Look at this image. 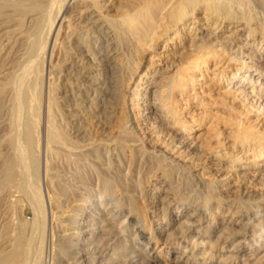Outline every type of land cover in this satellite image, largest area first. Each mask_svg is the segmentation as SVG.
<instances>
[{
  "label": "rangeland",
  "instance_id": "rangeland-1",
  "mask_svg": "<svg viewBox=\"0 0 264 264\" xmlns=\"http://www.w3.org/2000/svg\"><path fill=\"white\" fill-rule=\"evenodd\" d=\"M77 1L69 0L68 5H74ZM177 1L168 0V2H171V4L168 3L163 11L159 13L161 17L158 16V21L160 22L158 23L157 21L158 24L156 23V26H158V28H156L155 26V34L153 33V37L152 34L150 36V38H154L153 42L150 39V41H147L146 44H148V47L145 45L144 50L142 51L143 55L142 59L140 60V67L137 70V73H135V76L132 77L131 81H126L127 83L125 87V95L127 103L125 105V115L128 116L127 118L129 123H127L124 128H120L118 117H114L113 122L108 129V131L110 130L109 132H111L110 136L113 137L115 141H113L110 145L112 153H109V158H112L109 159V165L107 164V167L106 165L104 166V172L108 175V177L110 176L109 179L112 182V184L111 182H109L108 185L112 188L110 190L111 193L108 191L106 197L110 198V200L115 203L120 196V201L122 197V195L120 194V186H127L125 188H127V191L131 193V197L133 196L132 198L135 205H137L136 207L139 208L140 211L143 208V211L145 210V217H141L140 231L142 232V234H138L139 228L136 226L135 220L133 221V219L136 218V214L133 212L132 214L130 213L128 217H126L129 211L125 210L116 219H114L113 222L116 229H124V231L120 234L121 239L119 241L110 238L102 239L103 231L101 230L103 229L100 228L96 231L97 234L95 235V237L88 232H84L82 233V235L75 238V236L73 235L77 233L79 234V232L83 230V227L85 226L84 224H87L86 220H89V215L93 210V205L91 203L95 199V197H91L88 199L89 202L86 203L84 202V200H80L81 197H85V194H89L86 190L83 191L84 189H80V186H83L84 184L86 186L89 185L87 187L84 185V187L88 188V190H90V194H94V196H96L97 198L101 189L100 176L98 175L97 170H88L87 173L84 172L79 174L78 170L75 171V167L72 166V168L70 167L66 171L62 172V176H60V178H57L51 171H49L48 173L46 172L47 162L49 166V164H54L56 160L50 155V153L48 154V152L44 150V147H42L39 157V179L40 188L42 190V193L44 194L46 201L47 225L44 231V233L46 234L44 239L45 248H43L44 253L42 256L43 261L41 262V264H51L54 256V259L56 257H63V255L65 256L68 242L65 243V241L62 238H59L58 235L74 237L77 243H81L83 241V236L86 238L88 237L94 243L102 240L104 244H107V247L104 251L98 254L100 255L98 257V264H114L115 261L113 256L116 255L119 251L123 252V254L120 253L121 258H125L123 255L129 253L131 251V248L133 247V244L135 243L136 248L143 251L144 255L148 258H151L155 262V264H222L219 253H217L215 257H212L209 254H202L204 256L203 257L200 250H198V254L195 258L191 259L189 257L191 256L192 252H190L186 257L180 256L185 248V242H183L182 245L179 246L175 241H171L168 238L167 234L174 232L175 228L171 227V223L167 224V218L164 217L163 207L165 205V200L172 201V210L170 213V218L172 220H178L181 218V221H183L189 215L198 216L199 214H201L200 216H198L200 220L199 224L196 225V228L194 230V236L199 234L200 237L202 233L197 232H201L203 228H207V232H210L215 227L219 228V224L222 222L223 224L225 222H232L234 229L240 231L236 238L244 239V242L240 246H238L237 251L240 259H238L236 263H251L256 260H258V263L260 264L264 263V249H262L264 248V236L259 238V241L261 243H257L252 238L255 227L260 224V222L264 223V201L262 202V200H264V108L258 109L256 101L252 97V95L246 96L244 93L241 94L239 91H236L232 88L233 85L229 84L231 77L239 70L240 67L239 62L234 58L236 45H238L239 43L248 42V46H251L252 48L257 50L256 52L258 55L256 54V56L252 60L248 58L247 61H253L256 65L259 66L260 64L262 65L264 63V7L259 2H257V0H252L251 2L250 0H243L247 2H243V4H246V7L245 5L241 4V0H233L231 2L232 6L234 7L231 8V15L232 17H236L234 19L226 18L222 20V18L225 16H221L222 18L220 17L221 19L219 18L218 20L216 14H210V12H208L207 10L205 11V8L201 6L198 7V9L195 11L193 18L191 17L186 21L179 22L178 25L172 27V30H169L166 35L164 34L166 32V29L164 28H166L167 26V18L165 17V14L170 7L177 5L175 4L178 3ZM229 1L227 0L226 3H228ZM237 1L238 3L241 2L239 5L240 9L241 6L243 8L250 7V11L249 9H246V14H248V12L252 16H255L257 14L255 20L248 22L243 18L241 13H238L241 12L243 8L239 10V6L236 4L234 5V3H237ZM164 2H167V0ZM231 2L228 4L231 5ZM103 3H105V1L102 2V4ZM106 3H110L112 7L114 6V8L109 12L110 15H112L111 17H113V19L116 18V23L121 27L123 22L121 15L123 13V10H125V4L138 5L141 3V0H106ZM172 3H174V5ZM116 8L121 9L122 12L120 13L121 10L119 11L118 9L116 11ZM74 10L76 11V7L74 8ZM113 10L116 14L112 13ZM105 14L109 13L105 12ZM40 15L41 14L37 13L28 15L24 23L28 24L29 22V24H24L22 29L27 30V27L33 24V20H35L37 16L40 17ZM118 16L120 17L117 18ZM120 19H122V21H120ZM1 22L2 20H0V23ZM66 23L67 22H65V24ZM12 27L16 30L15 26ZM12 27L8 28V30H11ZM252 27L256 30V33L250 32V28ZM63 31H61V34L59 36V39L61 40L59 41L61 42V44L54 48L52 57L50 58L49 56L46 62L47 82L50 79V71L53 73L56 72L59 63H61L63 60L62 56L64 55V51L62 49V43L65 41V38L63 37H66V34L70 32V30L65 27ZM128 34H130V37ZM123 35V38L126 37L124 39L126 45L129 44V50L128 46H126L127 48L125 47L126 61L124 60V64L128 66L129 63H131L132 65L133 59L136 60V56L138 58L139 55H137L138 53L134 55L136 52L133 46L135 47V45L132 46V44H136L134 43L136 37H132L131 33H127L128 36H126V34L124 33ZM20 36L21 35H19L18 37L16 36V38L20 39ZM157 36L160 37L159 40L156 38ZM204 36L210 37V40L216 42L215 44H218L220 38L221 44H223H219L218 47H213L214 51L213 49L211 51H209V49H206V52L209 51L207 54L205 53L204 49L202 51L201 49H198V47L201 46L203 39L205 38ZM211 37L213 39H211ZM7 43L8 40H5L3 44L7 45ZM216 50L217 53H215ZM129 51L131 54L133 53V56H135L131 60L132 62L128 61L129 58L132 57L130 53V55L127 54V52ZM248 51L252 52L253 50ZM203 52L206 54V56L202 54ZM16 56H19V60H21V54H17L15 55V57ZM204 57H206V59ZM136 62H138V59ZM133 67L134 66L132 65V68ZM125 71L127 72V70ZM250 73H252L255 78L258 77L256 72L254 71V68L250 71ZM158 77H165L164 79L172 77V84L174 85L175 83L174 87L173 85L172 87H170V90H168L167 88L162 89L163 91H169V93L172 94H170V101H167L168 106L166 107L172 108V110L169 108L171 111V114H169L168 116L169 126L164 128L157 126L158 123L155 115L152 114L151 116L149 111L145 109L146 104L148 103V93H146V90L152 83L153 79ZM261 81L264 82V77H261L259 83H256L258 90L262 87V85H260ZM9 105L10 104L8 102L0 116V164L3 163L4 158L12 150V148H10L12 146L8 142L10 140V137L8 138V136L12 135V130H8L11 128L9 126L10 124L8 123V119L10 117L9 111L12 110L11 106ZM66 113V116L71 118L72 113ZM24 117L25 116L23 113V122L25 120ZM248 127L251 131L254 132L255 138H252V144L251 142H248L245 145H243L242 143L240 144L235 135H241ZM18 129L16 128L13 136L15 137L14 143L16 145V151V147H18L17 145H23L22 150L18 152V155L20 156V154L23 155L24 153H26V151L30 149L31 145L29 147L28 142L25 140L27 129L24 127V124H21L20 128ZM25 131V135L24 133L22 134V132ZM122 133H126L125 139L121 138L123 136ZM120 134H122L121 137H119ZM22 136L26 142L22 139ZM128 136L130 137V140H127ZM179 136H182L185 139L184 145H180L178 143V138H180ZM19 139L22 140V143ZM131 140H133V142H131ZM120 144H122L123 146L121 147ZM94 146L95 145H93L92 147ZM254 146L256 149L251 150V148ZM139 149H141V151H139ZM146 150L149 155L146 153L145 157L140 159L141 156H139V154L142 151H144L145 153ZM118 151L122 153V164L120 166H117L116 164H118V162L114 161V159L116 158L115 153H117ZM259 152L262 154L261 156ZM74 153L75 154H73V158H76L79 152L75 151ZM223 154L225 155V158H223ZM238 156H243L240 162L241 164L235 166V164L231 163L230 159H236V157ZM160 158L164 161L161 162V160H159ZM92 160H97V158H92ZM98 160H100V158H98ZM167 164H170L171 166L169 167ZM162 166H165L166 169ZM166 166L170 168V172L172 171L171 173H168V175H172H166L168 170ZM176 167H178V171L176 170L175 173L174 170L177 169ZM134 170L136 171L134 172ZM67 171L71 174H68ZM73 174L76 176H74ZM114 174H116V176ZM184 174L190 175L193 183H195V187H193L194 189L186 188V183H184L186 182V180H184L182 177ZM51 175L54 177H52ZM74 177H76V179L77 177H79L77 179L79 183ZM121 178L122 183L119 180ZM58 179H63L65 183L64 188H66L65 190L59 188L56 185L59 182ZM66 180H68L70 184ZM84 180L86 181V183ZM123 182H125V184ZM171 183L173 184L171 185ZM198 183L200 184L199 186L196 185ZM135 184H140L138 187L140 191L131 189ZM177 184H179L180 186L185 185V188L183 187L184 189L182 190V193L184 192L182 196L177 193V189L179 187ZM207 184H209V186H212L213 190L215 189L214 191H211V193L214 192L213 194L208 193V195L210 194L217 198L212 200V202L205 208L204 198H198V193L196 192H198L199 190L203 191V187L201 186ZM69 185L71 186L69 187ZM8 187H6V190H4L2 194H0V249L4 248L7 239L13 238L15 234V232L13 231V229L16 227L15 224L24 223L26 225L25 232L27 238H30L29 240H32L33 242L35 241L33 245L27 247L30 248L32 254L34 253L33 246H35V244L38 242L36 241V239L39 240V237H36L35 233L33 232V207L29 203L28 199L23 196V193V195L21 193H15V191L17 190L15 189L16 187ZM75 188L78 190H76ZM9 191L11 192V194ZM72 191L74 192V194H72ZM12 193L14 195H12ZM69 193H71L72 195ZM79 194L82 196H80ZM10 195H12V197ZM15 198L23 199V204H19L16 210H13L11 204L9 203V200ZM218 198H221V200H219V203L217 200ZM75 219H77V222L81 223L79 227L77 223H75ZM247 220L248 222H246ZM150 222L152 223L151 230L149 227ZM246 223L247 225H245ZM137 229L138 231L136 232ZM226 235L227 233H225V236ZM226 240L227 242L223 243ZM147 242L150 243L148 244ZM229 242V239L220 241L219 248L225 245V250ZM7 244L8 243H6V246ZM207 245L208 246L206 250L211 247L209 243ZM31 247H33V249ZM115 247H118V249L120 250H113L116 249ZM76 250L78 249H72L71 254ZM69 257L70 258H66L65 260L67 264H72L74 262V260L72 259L73 257L72 255H70ZM124 261L125 259H123V262ZM53 262H55V260Z\"/></svg>",
  "mask_w": 264,
  "mask_h": 264
},
{
  "label": "bare ground",
  "instance_id": "bare-ground-1",
  "mask_svg": "<svg viewBox=\"0 0 264 264\" xmlns=\"http://www.w3.org/2000/svg\"><path fill=\"white\" fill-rule=\"evenodd\" d=\"M68 1L69 0H0V20H2V22L0 23V116L8 102L10 104L9 106H11L12 109H10L11 111H9V122L7 121L10 124L8 125L11 127L8 130H12V135L8 136V138L10 137V140H7L11 144L12 147L10 148H12V150L10 152L8 151L9 153L7 152L8 155L6 154L7 156L4 158L3 163L0 164V194H2V192L6 190L5 188L8 186L16 187L15 189L17 190L15 191V193L17 192L24 194L22 195L28 199L29 203L33 207V232L35 233L36 237H39V240L36 239V241L38 242L35 244V246H33L34 253L31 254L32 251H30V248L27 247L33 245L35 241L33 242L32 240H29L30 238H27L25 232L26 225L24 223H16V227L13 229V231L15 232L13 238L7 239V246L5 243V246L3 245L4 248L0 249V264H41V262L43 261L42 256L44 253L43 248H45L44 239L46 234L44 233V231L47 225V207L44 194L42 193V190L40 188L39 179V157L42 147H44V150L48 152V154L50 153V155L55 158L57 162H55L54 164H52V162V165L49 164V166L47 162L46 172L48 173L49 171H51L57 178H60V176H62V172L66 171L70 167L72 168V166L75 167V171L78 170L79 174L84 172L87 173L88 170H97L98 175L100 176L101 189L97 198L96 196H94V194H90V190L86 188L89 185L86 186L84 184L86 187H84V185L80 186V189H84L83 191L86 190L87 193H89L87 195L85 194V197H81L80 200H84V202L86 203L89 202L88 199L91 197H95V199L91 203L93 205V210L92 213L89 215V220H86L87 224H84L85 226L83 227V230L79 232V234L77 233L73 235L75 236V238L79 237L84 232H88L89 234H92L95 237V235L97 234L96 231L100 228L103 229L101 230L103 231L102 239L110 238L119 241L121 239L120 234L124 231V229H116L113 222L114 219H116L125 210L129 211L126 217H128L129 214H132L133 212L136 214V218L133 219V221L135 220L136 226L139 228L138 234H142V232L140 231L141 217L145 215V210L143 211V208L140 211V209L136 207L137 205H135L134 203V200L132 198L133 196L131 197V193H129V191H127V188H125L127 186H120V194L122 195L120 201V196L115 203L110 200V198L106 197L108 191L110 192L112 188L108 186L109 182L111 181L109 179L110 176L108 177V175L104 172V166L106 165L107 167V164L109 165V159L112 158H109V153H112L110 145L113 141H115V139L110 136L111 132H109L110 130L108 131V129L111 123L113 122L114 117H118L120 128H124V126L129 123L127 118L128 116L125 115V105L127 103L125 95V87L127 83L126 81H131L132 77L135 76V73H137V70L140 67V60L142 59L143 55L142 51L144 50L145 45H148L146 44L147 41L150 39L153 42L154 38L152 39L150 38V36L152 34L153 37L156 23L159 20L158 16H160L159 13L163 11V9L167 6L168 3L171 4V2H168V0L167 2H164L166 0H141V3L138 5L125 4V10H123L122 15L120 14L123 19L122 26L120 27L115 21L116 18L113 19V17H111L112 15H110L109 12L111 9L114 8V6L112 7L110 3L107 4L106 0H76V6L74 4L71 5L72 7L68 5ZM104 1L105 3L102 4V2ZM231 1L233 0H230L228 3H230ZM241 1L242 3H240L242 5H245L246 7V4H243V2H247L243 0ZM251 1L252 0H250V2ZM177 2L178 3L174 2L175 4H177L175 6H173L174 3H172L173 7H170L168 11H166V16L164 15L167 18V26L165 25L166 28H164L166 29V32L164 33L166 35L168 31L172 30V27L177 26L179 22L186 21L191 17L193 18L195 11L198 9V7L201 6L205 8V11L207 10L208 12H210V14H216L218 20L221 16H225L223 18L221 17L222 20L226 18L234 19L236 17L234 15V17H232L231 8L234 6H232V2L231 5L226 3L227 0H179ZM257 2H259L264 7V0H257ZM237 3H234V5L236 4L239 6L240 3ZM75 7L76 11L74 10ZM242 8L243 7L241 6V9ZM117 9L119 11L121 10L119 8H116L115 10L117 11ZM241 9L239 6V10ZM246 9H249L250 11V7H248L243 8L241 12H238L239 10L237 12L239 14L241 13L243 18L248 22L255 20L257 14L255 16L250 15L249 12L248 14H246ZM105 12L109 14H105ZM121 12L122 10L120 11V13ZM34 13L41 15L40 17L37 16L38 18L36 17L35 20H33L32 25L30 23L31 26L27 27V30L22 29L23 25L26 24L24 22L26 21L27 16ZM112 13L114 14L115 11L113 10ZM119 17L120 16H118L117 18ZM122 19H120V21H122ZM65 22H67V25L65 24ZM159 22L160 21H158V23ZM12 26H15L16 30L13 29ZM10 27H12L11 30H8V28ZM65 27L69 29L70 32L66 34V37H63L65 38V41L62 43V49L64 51V55L62 56L63 60L61 63H59L56 72H54L55 74L50 71V79L47 82L46 62L49 56L50 58L52 57L54 48L61 44L59 36L61 34V31H63ZM156 28H158V26H156ZM250 32L256 33V30L252 27L250 28ZM123 33L126 34V36L129 35V37L130 34L127 35V33H131L132 37H136L134 42L136 44H131L132 46L135 45V47L133 46L136 52H134V55L138 53V58L136 56V60L133 59L135 57L133 56V53L131 54L130 51L127 52V54L130 53L132 55V57L129 58V54V60H127L129 62H132L131 60L133 59V68L131 63H129L128 66L124 64V60L126 61V46H128L129 44L126 45V42L124 41L126 37L123 38ZM19 35H21L20 39L16 38V36L18 37ZM207 37L203 39V44L200 41L201 46H199L198 49H201V51L204 49L205 53L208 54V52L211 51L213 47H218V45L221 44V41L219 38V42L217 41L218 44H215V41L213 42V40H210V37ZM156 38L159 40L160 37L157 36ZM211 39L213 38L211 37ZM5 40H8L7 45L3 44ZM206 49H209V51L206 52ZM248 50L253 51L250 52ZM254 50V48L248 46V42H241L236 45L234 58L236 61L239 62L240 67L239 70L231 77L229 84L233 85L232 88L236 91H239L241 94L244 93L246 96L252 95V97L256 101L258 109H260L264 108V82H260V85H262V87L259 90L257 89L256 83H259L261 77H264V63L262 65L260 64L259 66L256 65L253 61H247L248 58L252 60L256 56L257 50ZM205 53L203 52L202 54L206 56ZM215 53H217V50ZM17 54H21V60H19V56L15 57V55ZM204 58L206 59V57ZM137 59L138 62H136ZM253 68L256 74L258 75L257 78L253 76V72L250 73ZM125 70H127V72ZM172 77L166 79H164L165 77L155 78L153 79L149 87H146V93H148V103L146 104L145 109L149 111L151 116L152 114L155 115L158 123L157 126L163 128L169 126L168 116L169 114H171L170 109L172 110V108L170 107V109L166 108L168 106L167 101L170 99L169 97L171 94L168 90H170V87H172L173 85L172 81L174 77ZM164 88H167L168 90L166 91L168 92L163 91L162 89ZM66 112L72 113V116L70 115L71 118L66 116ZM23 113L25 116L24 122L22 120ZM21 124H24V127L27 129V134L25 135L26 131L22 132V134L24 133L25 140L28 142L29 147L30 145L31 147L29 150L26 149L27 151L25 150L26 153H24L23 155L19 153L21 156L20 157L18 155V152L22 150L23 145H17V151L15 150L16 145L14 143L15 137L13 136V134L16 131V128H20ZM252 132L253 131H251L248 127L241 135L237 133L238 135H235V137L238 142H240V144L242 143L243 145H245L248 142H251L252 138H255L254 132ZM122 134L123 136L121 137ZM122 134H120L119 137L125 139V134ZM23 136L22 139L24 140ZM181 137L178 138V143L180 145H184L185 139ZM128 138L127 140H130L129 136ZM131 142H133V140H131ZM93 145L95 146L92 147ZM120 145L121 147L123 146L122 144ZM252 149H256L255 146L252 147L251 150ZM75 151H78L79 154L76 158L74 157V159L73 154H75ZM139 151H141V149H139ZM118 152H114L116 156L114 161L118 162V164H116L117 166H120L122 164V153ZM146 153L147 150L145 153L144 151H142L139 154V156H141L140 159L145 157ZM261 155L262 154L260 153V156ZM242 157L238 156L236 157V159H230L231 163L235 164V166H238L239 164H241L240 162L242 160ZM92 158H97V160H92ZM98 158H100V160H98ZM223 158H225V155L223 156ZM159 160H161V158ZM162 161L164 160L162 159L161 162ZM168 166L170 167L171 165L169 164ZM163 168H165V166ZM176 168L177 169L175 170L172 169L175 171V173L176 170L178 171V167ZM135 171L136 170H134V172ZM171 172L170 168H168L167 173H165L166 175H168V173ZM185 174L182 177L184 180H186V182H184L186 183V188L192 189L193 187H195V183H193V180L190 178V175ZM114 175L116 176V174ZM74 178L76 179V177ZM78 178L79 177H77V179ZM63 179H58L59 182L56 185L59 188L65 190L66 188H64L65 183ZM119 180L121 182L122 178ZM77 182L79 183L78 180ZM123 183L125 184V182ZM172 184L173 183H171V185ZM139 185L140 184H135L131 189L135 191L139 190ZM177 185L179 186L177 189V193L182 196L184 193H182V190L185 188V185ZM196 185L199 186L200 184L198 183ZM70 186L71 185H69V187ZM201 187H203V191L199 190L198 192H196L198 193V195H196L198 196V198H204V204L206 208V206H208L212 202V200L216 199L217 197L212 196L210 194L208 195V193H211V191L213 190L212 186H209V184L202 185ZM72 194H74V192ZM12 195L14 194L12 193ZM12 195L10 196L12 197ZM217 200L219 203V200H221V198H218ZM263 201L264 200H262V202ZM9 203L11 204L13 210H16L19 204H23V199H10ZM163 210L164 217L167 218V224L171 223V227L175 228L174 232L167 234L169 240L175 241L179 246L182 245L183 242H185V248L180 256L186 257L190 252H192L191 256H189L192 259L196 257V255L198 254V250H200L201 255L209 254L212 257H215L217 253H219V257L221 258L222 264H239L236 263L237 260L240 259L238 256L237 249L238 246H240L244 242V239L236 238L240 231L234 229L232 222H225L224 224L222 222L219 224V228L215 227L210 232H207V228H203L201 232H197L202 233V235L199 237V234L194 236V230L196 228V225L199 224L200 218H198V216H200L201 214H199L198 216L189 215L183 221H181V218L178 220H172L170 218V213L172 210V201L168 200H165ZM246 222H248V220ZM75 223H77L78 227L81 224L80 222H77V219H75ZM245 225H247V223ZM149 227L151 230V222L149 223ZM137 231L138 229L136 230V232ZM225 233H227L226 236ZM253 233L254 234L252 238L257 243H261L259 241V238L264 236V223L260 222V224L255 227ZM58 236L59 238H62L65 243L68 242L67 251L65 253V256L63 255V257L60 255L61 257H56L54 259V256L51 261V264H67L65 259L70 258V255H72V259L74 260L72 264H98V257L100 256L98 254L104 251L107 247V244H104L102 240H96L97 243H94L88 237L86 238L83 236V241L81 243H77L74 237H66L63 235ZM224 239L230 240L225 250V245L219 248L220 241ZM226 242L227 240L223 243ZM147 243L149 244L150 242ZM208 243L211 245V247L206 250ZM135 244H133V247L131 248V251L129 253L123 255L125 257L123 258L125 259L124 262L120 256V253L123 254V252L119 251L116 255H114V264H155V262L151 258H148L144 255L143 251L137 249ZM33 247L31 248L33 249ZM212 247L215 249H213ZM72 249L78 250L74 251L71 254ZM113 250L116 251L120 249H118L117 247ZM54 260L55 262H53ZM258 262L259 261L256 260L251 263L249 262L242 264H260Z\"/></svg>",
  "mask_w": 264,
  "mask_h": 264
}]
</instances>
